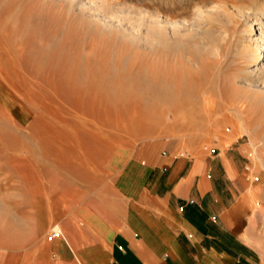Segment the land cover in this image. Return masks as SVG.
Returning a JSON list of instances; mask_svg holds the SVG:
<instances>
[{"label":"rangeland","instance_id":"rangeland-1","mask_svg":"<svg viewBox=\"0 0 264 264\" xmlns=\"http://www.w3.org/2000/svg\"><path fill=\"white\" fill-rule=\"evenodd\" d=\"M95 1L113 27L79 11L78 0H0V252L43 220L46 236L58 223L55 209L98 191L119 146L164 137L192 150L226 137L264 160V92L238 82L245 40L233 41L237 29L226 16L205 24L215 27L208 48L168 36L157 49L150 38L156 14L191 22L222 2L247 8L251 21L264 0Z\"/></svg>","mask_w":264,"mask_h":264},{"label":"crops","instance_id":"crops-1","mask_svg":"<svg viewBox=\"0 0 264 264\" xmlns=\"http://www.w3.org/2000/svg\"><path fill=\"white\" fill-rule=\"evenodd\" d=\"M225 141L187 150L160 137L115 148L109 180L54 210L62 236H44V220L22 229L0 264H264V160ZM41 204L34 199L38 220Z\"/></svg>","mask_w":264,"mask_h":264},{"label":"bare ground","instance_id":"bare-ground-1","mask_svg":"<svg viewBox=\"0 0 264 264\" xmlns=\"http://www.w3.org/2000/svg\"><path fill=\"white\" fill-rule=\"evenodd\" d=\"M78 1H79L78 2L79 11L88 15V17H91L98 25H100L103 28L113 27L115 20H113L114 18L112 17V15L103 12L104 4L101 1L100 2L98 1L93 2L94 0L93 1L78 0ZM220 4L210 9L207 8L208 10L205 8V10L201 12L202 18L201 19L199 18L200 20H196L195 18H192L195 20L193 21L190 20L191 22H186L182 20L174 22L160 16L159 14L152 16L151 19L152 26L150 24L151 26L150 38L153 39L152 45L157 49H161L162 47L167 48L168 41L166 38H168L169 36V38L171 37L178 39L179 41L177 44L180 46L185 47L186 40H188L187 42H189V39L192 40L197 38L200 41L199 44L201 48L203 47L208 48L210 47L209 45L214 44L213 43L214 41L212 40L214 39L213 32H215L214 30L215 27L208 26L207 28H205V24L207 23V21L213 23L214 20L216 19L215 16L221 13L222 15L226 16L227 22L233 25L235 29H237V33L233 36V41L236 40L237 35L241 36L240 38H242V42L244 40L246 41V42L244 41V43H242L241 46L238 47L239 49L237 50V55L241 60L240 64L242 66H247V68L248 67L249 68L243 70V74H245V76L240 77L238 82L249 90L264 92V20L263 19L261 20V16L264 15V13L262 14L261 11L257 10V12L255 13V18L251 21H248L247 14L249 13V10L247 8L241 6L238 7L236 5L235 9L229 10L227 6ZM223 40H225V38H223ZM215 44L217 46L219 44L220 46L221 42L217 40ZM208 100H206L205 98L203 101L206 102ZM212 101L214 103V100ZM239 114H241V112H239ZM176 117L177 116H174V119ZM239 121L242 131L246 133H250L249 129L244 128L245 120L239 117ZM63 135L66 136L65 133Z\"/></svg>","mask_w":264,"mask_h":264},{"label":"built area","instance_id":"built-area-1","mask_svg":"<svg viewBox=\"0 0 264 264\" xmlns=\"http://www.w3.org/2000/svg\"><path fill=\"white\" fill-rule=\"evenodd\" d=\"M61 236L62 235H61L60 230L55 227V228H52V230L50 231L48 239L52 240V239H55V238H60Z\"/></svg>","mask_w":264,"mask_h":264}]
</instances>
